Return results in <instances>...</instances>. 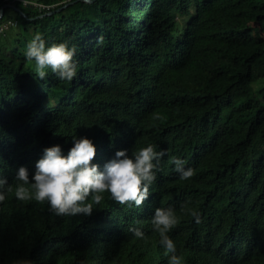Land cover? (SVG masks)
<instances>
[{
	"label": "trees",
	"instance_id": "16d2710c",
	"mask_svg": "<svg viewBox=\"0 0 264 264\" xmlns=\"http://www.w3.org/2000/svg\"><path fill=\"white\" fill-rule=\"evenodd\" d=\"M3 4L24 14L8 7L0 18L18 23L0 37V175L9 184L20 167L31 178L46 148L66 156L74 136L93 141L101 171L120 150L131 157L151 143L167 155L139 208L104 193L90 216L57 217L9 194L0 264H169L151 228L168 207L182 216L169 233L182 264H264V0ZM36 34L46 48L76 47L71 81L50 69L39 80L24 56ZM172 156L195 170L190 180ZM185 202L201 223L179 212Z\"/></svg>",
	"mask_w": 264,
	"mask_h": 264
},
{
	"label": "clouds",
	"instance_id": "9594fccd",
	"mask_svg": "<svg viewBox=\"0 0 264 264\" xmlns=\"http://www.w3.org/2000/svg\"><path fill=\"white\" fill-rule=\"evenodd\" d=\"M103 37L98 38L102 42ZM75 46L69 47L67 41L52 43L46 48V41L36 34L26 45L24 56L35 64L39 80H45L51 70L60 80L71 81L77 74L74 56ZM159 119V117H157ZM73 147L65 156L60 145L44 149L43 156L35 164V173L31 176L26 167H20L12 183L0 175V204L9 194H14L20 202H35L36 205L49 207L57 217H71L78 214L90 216L93 210L104 201V193L122 206L141 207L149 198L150 186L156 181L161 159L167 155L165 150H156L149 143L129 157L126 150L115 153L101 171L93 161L96 147L88 138L72 137ZM175 165V171L181 181H188L195 170L185 168L186 161L172 156L169 161ZM2 171V170H0ZM107 196V195H106ZM179 212L190 215L197 224L201 223L200 213L190 207L188 202L181 204ZM182 216L171 207L157 208L151 219V228L159 235V244L169 264H182L183 256L177 254V246L169 233L181 222ZM128 231L138 239L144 238L139 228L129 227ZM14 264H33L31 260L19 259Z\"/></svg>",
	"mask_w": 264,
	"mask_h": 264
},
{
	"label": "built area",
	"instance_id": "2783aa9c",
	"mask_svg": "<svg viewBox=\"0 0 264 264\" xmlns=\"http://www.w3.org/2000/svg\"><path fill=\"white\" fill-rule=\"evenodd\" d=\"M40 7H44L39 5ZM17 21L15 20H5L0 22V37L6 35V33L11 29V28H16L17 27Z\"/></svg>",
	"mask_w": 264,
	"mask_h": 264
},
{
	"label": "water",
	"instance_id": "95a60500",
	"mask_svg": "<svg viewBox=\"0 0 264 264\" xmlns=\"http://www.w3.org/2000/svg\"><path fill=\"white\" fill-rule=\"evenodd\" d=\"M85 1H86V2H92V0H85ZM67 5H69V3L63 5L62 7H60L59 9H57L56 11L60 10L61 8H64V7L67 6ZM8 7H12V8L15 9L16 11H18V13H19L20 15L24 16V14H23L19 9H17V8H15V7H13V6H11L10 4H3V5L0 7V18H1V16L3 15V13H4V9H5V8H8ZM50 13H52V12H50ZM48 14H49V13H48Z\"/></svg>",
	"mask_w": 264,
	"mask_h": 264
},
{
	"label": "rangeland",
	"instance_id": "374dc122",
	"mask_svg": "<svg viewBox=\"0 0 264 264\" xmlns=\"http://www.w3.org/2000/svg\"><path fill=\"white\" fill-rule=\"evenodd\" d=\"M25 4H27V2H24ZM7 18H10V17H13L14 16V13L12 12V11H10V10H8L7 11ZM13 29V28H12ZM16 31H15V29H13V30H9L7 33H6V35H8L9 37L11 36L12 37V35L15 33ZM9 39V38H8Z\"/></svg>",
	"mask_w": 264,
	"mask_h": 264
}]
</instances>
